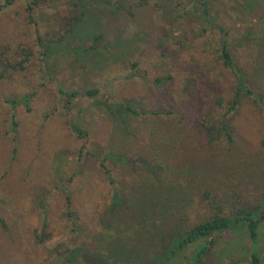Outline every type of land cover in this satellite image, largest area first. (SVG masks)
Listing matches in <instances>:
<instances>
[{"label":"rangeland","instance_id":"1","mask_svg":"<svg viewBox=\"0 0 264 264\" xmlns=\"http://www.w3.org/2000/svg\"><path fill=\"white\" fill-rule=\"evenodd\" d=\"M85 1L89 3L82 18L62 39L57 36L69 14L62 1L34 10L32 21L27 0L0 9V264H71L63 259L67 247L80 244L87 255L104 252L111 235L134 243L129 231L136 223L125 228L127 219L117 222L125 211L113 208L114 189L91 154L123 156L124 163L109 159L108 168L118 185L125 184L134 173H146L135 156L154 154L150 137L160 136L157 151L166 156L168 175L182 180L184 167L194 184L184 187L194 198L182 225L209 213L200 196L204 189L228 210L242 204L252 207L264 199L260 105L240 95L233 144L224 136L210 143L199 127L204 116L217 121L234 91V80L218 59L221 35L203 25L192 2L178 0L174 6L172 1L173 8L184 11L180 19L172 20L169 9L165 13L157 6L165 4L162 0H146L141 6L136 4L145 0ZM258 6L242 8V0H211L210 15L229 32L237 63L254 93L263 96L264 2ZM98 34L102 38L95 42L96 49L87 50ZM85 88L96 94L67 102L61 93ZM23 95L29 96L26 104L7 102ZM217 96L223 100L222 108L214 105ZM125 102L139 115L110 114ZM153 109L172 113L159 116L152 125L151 115L140 112ZM72 123L86 132L83 138L72 131ZM163 139L173 144L170 155L164 154L168 144L160 145ZM150 221L139 224L143 244ZM41 230L49 237L37 243ZM236 234H216L198 264H249L250 241ZM202 243L190 246L177 264H186ZM158 244L159 235L153 236L148 252ZM257 253L264 261V221Z\"/></svg>","mask_w":264,"mask_h":264},{"label":"trees","instance_id":"2","mask_svg":"<svg viewBox=\"0 0 264 264\" xmlns=\"http://www.w3.org/2000/svg\"><path fill=\"white\" fill-rule=\"evenodd\" d=\"M15 0H2L0 2V9L10 5ZM62 1L61 4L69 6V14L63 20L61 26V33L57 36L58 39H62L69 32L74 30L77 22L80 21L83 15V8L87 5L85 0H27L26 11L30 21H32V12L38 11L43 7ZM144 1V0H143ZM165 4H158L159 9L162 12L167 13L168 9L173 13L172 20H178L183 16L184 11H177L171 5L172 1L175 3L178 0H162ZM192 2V9L198 15L200 21L208 29H215L219 32L220 36V47L218 51V59L222 65L230 72L233 77L234 91L230 99L226 102L225 109L219 114L217 121H209L204 116L199 121V127L204 132L207 141L215 142L224 136L229 144H233V120L238 114V104L240 95L244 94L250 99L255 105L259 104L263 109L264 114V95L260 96L250 87V81L246 75H244L243 68L237 63L233 50L230 48L227 37L229 32L216 23V21L210 15L211 0H190ZM264 0H242V8L251 6L250 8L257 7ZM139 2L136 5H145ZM241 3V1H240ZM259 7V6H258ZM257 7V8H258ZM212 18V19H211ZM205 30V28H202ZM37 36V43L41 48H44L41 36L35 31ZM102 38L101 34L93 37V44L87 47V50H95L97 44L96 41ZM1 54V51H0ZM1 56V55H0ZM136 62L132 64L135 67ZM156 83L161 82L162 79H155ZM65 96V100L70 102L73 98L79 95L92 96L96 94L95 89L85 88L81 92L77 90H70L68 92H61ZM28 95L20 96L19 98H9L7 102L14 106L18 103L26 104L28 101ZM214 105H218L220 108L223 107V100L220 96H217L214 100ZM108 111L112 107H106ZM116 111L110 113L112 116L121 115V113L131 114L132 116L139 115L138 111L132 108L128 102L120 103L115 107ZM153 109L150 113L146 111L140 112L141 114L151 115L149 122L154 125L159 119V116H167L172 112H164ZM184 116V112H183ZM170 117V115H169ZM182 118V117H181ZM166 119V118H163ZM184 119V118H183ZM120 125H124L125 122L119 120ZM126 121V120H124ZM184 121V120H183ZM14 124V122H13ZM72 131H74L79 138H83L86 132L80 129L79 125L72 123ZM125 134L128 133L125 131ZM153 136V131H151ZM161 137H164L163 135ZM157 138L153 139L150 137V146L154 149V154L150 156H143L137 154L135 157L140 166L143 167L145 174L142 171L136 172L131 175L129 182L118 185L111 175L108 165L109 159H116L120 163H124L126 159L123 156H112V154L103 152L92 153L94 160L104 176L107 184L111 185L114 189V197L112 199L113 208L124 210V217H117L116 220L119 223L127 219L124 222L125 228H127L129 222L131 224L130 229L131 236L134 237V243L128 245L125 241L115 240L111 237L107 239V245L103 251H96L87 255V251L80 244L67 247L65 249L64 261L67 263L76 262L77 264L91 263L94 264H177L179 260L185 258V251L197 242H202L199 249L195 250L186 262L189 264H198L202 259L204 253L211 247L214 242V236L221 233L230 231L237 232L236 236L248 237L250 244L247 250V258L249 264H264V261L260 259L257 253V240L259 235L260 224L264 221V199L259 201L257 204L249 207L245 204L236 207L235 209H225V207L215 200L210 192L206 189L202 190L200 196L205 199L207 205V215L197 216L188 224L182 225V221L186 219L188 209L190 208V201L194 198L191 191H187L184 187L194 185L190 183V179L186 176L184 167L180 170L182 180H176L166 172V168L169 166L165 160L166 156H159L157 151L158 143ZM156 141V144H152ZM160 145L168 144L165 147L164 154L170 155L173 149V144H170L168 140L163 139ZM264 143V140H263ZM164 146V145H163ZM136 170V169H135ZM158 171L164 172L163 175H159ZM173 171V170H172ZM167 173V174H166ZM122 187V188H121ZM196 188L195 186H193ZM66 203H70L69 194L66 195ZM70 214V212H69ZM161 219L160 222L155 223V219ZM149 222L150 228L147 231V239L143 244L138 239V230L140 229L139 224ZM2 223V218L0 217ZM173 224V226H171ZM45 222L43 223V227ZM159 235V246L155 251L148 252L149 240ZM49 234L44 230H41L37 234L35 239L37 243H41L44 239H47ZM113 238V239H112ZM145 245L147 247V254L144 252ZM144 249H143V247ZM151 247V245H149ZM186 261V260H185Z\"/></svg>","mask_w":264,"mask_h":264}]
</instances>
